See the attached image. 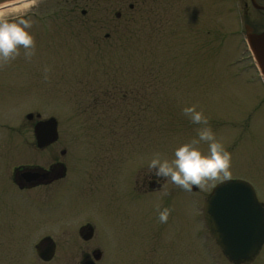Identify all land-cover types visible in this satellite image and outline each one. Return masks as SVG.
<instances>
[{
	"label": "rangeland",
	"instance_id": "rangeland-1",
	"mask_svg": "<svg viewBox=\"0 0 264 264\" xmlns=\"http://www.w3.org/2000/svg\"><path fill=\"white\" fill-rule=\"evenodd\" d=\"M251 2L25 0L0 7V19H31L35 38L31 58L21 47L19 56L0 64V179H8L14 164H48L62 148L80 162L90 151L91 160L123 163V172L136 164L142 178L153 157L171 160L177 147L198 138L200 125L183 115L195 105L231 153L229 178L250 182L264 202V81L246 50L244 4L258 28L263 21ZM37 114L60 124V141L45 150L28 148ZM111 179L97 177L90 205L75 197L58 221L49 211L52 188L32 191L45 218L29 216L35 212L21 193L0 191V264H80L101 243L108 256L98 264H230L202 218L204 202L226 178L195 186L197 192L168 180L164 192L171 200L163 204L155 192L132 216L111 222L106 238L98 230L83 242L78 225H70L84 216L100 226L112 221L107 206L97 202L115 198ZM164 208L171 211L167 223L159 221ZM44 236L58 244L47 263L35 251ZM253 264H264V247Z\"/></svg>",
	"mask_w": 264,
	"mask_h": 264
},
{
	"label": "flooded vegetation",
	"instance_id": "flooded-vegetation-1",
	"mask_svg": "<svg viewBox=\"0 0 264 264\" xmlns=\"http://www.w3.org/2000/svg\"><path fill=\"white\" fill-rule=\"evenodd\" d=\"M258 5L264 7V0H256ZM252 8L256 11L260 12L262 27L258 28L254 21H251L248 17V13L246 11L247 4H244V17L243 20V28L246 32V27L250 26L254 32L260 33L264 31V9L256 8L252 4ZM108 38V36H107ZM151 83V82H150ZM149 83V86L151 88V84ZM147 86V88H149ZM118 94V91H115L112 95L110 104L113 108L116 104V95ZM138 96L136 97V99ZM119 99V98H118ZM38 117V114H37ZM35 116L33 115L34 119ZM55 118V117H50ZM30 119V120H32ZM57 119V118H56ZM41 119L38 117V120L36 123H38ZM58 121V120H57ZM33 135H34V145L28 146V148L33 149V147L37 148L38 150H45L47 148L53 147L58 143L61 139V132H60V124L58 121V139L53 142L50 145H47L45 147H39L35 135V129L33 128ZM71 151V150H70ZM70 151L68 148H62L61 150L55 151L53 154L52 160L48 164L43 163H18L14 164L11 168V170L8 173V179L3 180L0 179V191H4V194H10L11 192L15 190V192H19L22 195L21 198L25 199L27 203L29 204L30 208H33L35 215H29L30 217L37 218L39 215L37 213H40L45 218V214H47V211H44V207H42V202H40L39 198H35V194L32 193L33 190H41L42 188H52V209L51 214L56 216V221H58V217H64V214L66 211L71 208V206L67 207V202H72V199L75 197H79L82 199L79 201L81 206L85 204V202H89V205L92 201L91 199V190H93V186H91L92 183L96 182L97 177L99 179L105 178V180L111 179V181L116 182V190L117 193H115V198L109 197V198H99L97 199L98 206H102L101 204H104L109 209L112 216L110 217L112 221H109L107 223H102V226L99 225V223L96 221V219L93 216H84L82 218H78V220L71 224L70 226L74 227L77 226V232L80 237V239L83 242L89 243L91 242L94 237L96 236V232L100 230L102 231L103 236H105L104 233L108 232V227L110 228L112 226L113 221L116 222V225L121 223L123 221V215L124 213H127L128 215L132 216V211L138 210L139 204L143 203L145 200L150 199L153 201V194L155 192L162 193V203L165 204L168 200H171L170 195H165L166 189V181L163 179L157 178L150 174H145L141 178L142 171L138 168L136 164L133 165V163H130V166H126L123 172V163L116 164L111 161H107L105 158L104 160L100 162L91 160V157H95L91 154L90 151H86L83 155L84 158H87L86 161L80 162L78 160V157H76L73 154H69ZM27 152V151H26ZM69 158V159H68ZM163 185V187H161ZM110 188L112 189L111 185ZM12 190V191H10ZM111 192V191H109ZM108 192L109 196L111 194ZM192 192H197L196 187H193ZM39 193V191H38ZM107 193V192H106ZM107 196V195H106ZM79 199V200H80ZM78 200V199H77ZM95 201V200H93ZM262 204L264 205V202L260 200ZM73 205V204H72ZM46 209V208H45ZM43 210V211H42ZM79 216V215H78ZM25 217V215H24ZM63 219V218H62ZM66 219V218H65ZM60 220V219H59ZM67 220V219H66ZM89 227H92L94 229V235L91 239L85 240L84 237L87 234V230ZM208 232V230L206 229ZM209 234V232H208ZM51 238L55 245H56V251L54 257L50 261H44L42 260L37 252V246L40 244L44 239ZM106 238V236H105ZM210 241L216 242L212 239V237L209 235ZM50 244V241H46L43 243V247ZM216 246H218L217 243H215ZM105 244L101 243L99 247H96L92 250L91 254L86 253L83 255L82 260L80 264H82L85 260L93 259V253L97 250H100L101 252V258L97 262H102L108 255H107V249L105 248ZM264 247V246H263ZM263 248L253 258L247 259V260H240V261H232L231 259L227 258L225 255V259L229 261L230 264H253L257 259L259 254H261ZM35 251L37 253L38 258L43 262H51L55 259L58 251V244L57 242L50 236H44L42 237L36 244H35Z\"/></svg>",
	"mask_w": 264,
	"mask_h": 264
},
{
	"label": "water",
	"instance_id": "water-1",
	"mask_svg": "<svg viewBox=\"0 0 264 264\" xmlns=\"http://www.w3.org/2000/svg\"><path fill=\"white\" fill-rule=\"evenodd\" d=\"M21 1L23 0H0V7ZM251 1L254 7L264 9L256 0ZM246 38L264 78V31L256 33L247 26ZM27 118L32 119L33 114H29ZM34 129L41 148L58 139V122L55 118L39 121ZM203 213L211 236L229 259L237 262L258 254L264 244V207L251 183L242 179L220 182L205 202ZM93 235L94 229L89 227L84 239L89 240ZM51 240L46 238L37 246L38 255L44 261H50L55 255L56 245ZM46 241H50V244L43 247ZM101 255L100 250H97L93 253V259L85 260L82 264H96Z\"/></svg>",
	"mask_w": 264,
	"mask_h": 264
},
{
	"label": "clouds",
	"instance_id": "clouds-1",
	"mask_svg": "<svg viewBox=\"0 0 264 264\" xmlns=\"http://www.w3.org/2000/svg\"><path fill=\"white\" fill-rule=\"evenodd\" d=\"M32 26L31 19L24 17L15 20L0 19V64L19 56L21 47L25 57L31 58L34 55L35 38L30 31ZM183 115L192 124L200 125L197 129L198 138L177 147L171 160L162 159L158 155L153 157L147 163L150 175L166 182L170 180L187 192H191L194 186L203 188L208 181H215L220 177L229 178L231 153L217 139L203 111H198L193 105L185 107ZM201 142L207 144L206 151L200 147ZM170 214L168 208L159 211V221L167 223Z\"/></svg>",
	"mask_w": 264,
	"mask_h": 264
},
{
	"label": "bare ground",
	"instance_id": "bare-ground-1",
	"mask_svg": "<svg viewBox=\"0 0 264 264\" xmlns=\"http://www.w3.org/2000/svg\"><path fill=\"white\" fill-rule=\"evenodd\" d=\"M18 8L21 10V9H23V8H24V5H23V6L21 5V6H20V7H18ZM1 15H2V13H0V16H1Z\"/></svg>",
	"mask_w": 264,
	"mask_h": 264
}]
</instances>
